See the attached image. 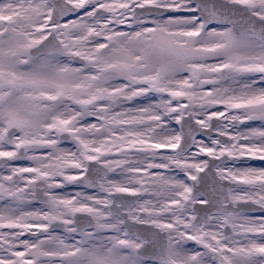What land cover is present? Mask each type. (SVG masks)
<instances>
[{
	"label": "snow or ice",
	"instance_id": "obj_1",
	"mask_svg": "<svg viewBox=\"0 0 264 264\" xmlns=\"http://www.w3.org/2000/svg\"><path fill=\"white\" fill-rule=\"evenodd\" d=\"M0 264H264V0H0Z\"/></svg>",
	"mask_w": 264,
	"mask_h": 264
}]
</instances>
